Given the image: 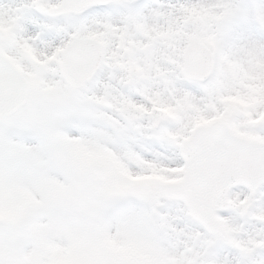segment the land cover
Segmentation results:
<instances>
[{
  "label": "snow or ice",
  "instance_id": "6c2138e0",
  "mask_svg": "<svg viewBox=\"0 0 264 264\" xmlns=\"http://www.w3.org/2000/svg\"><path fill=\"white\" fill-rule=\"evenodd\" d=\"M0 264H264V0H0Z\"/></svg>",
  "mask_w": 264,
  "mask_h": 264
}]
</instances>
